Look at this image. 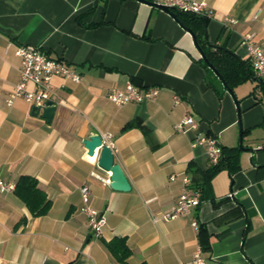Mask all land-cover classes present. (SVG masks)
Wrapping results in <instances>:
<instances>
[{
	"label": "crops",
	"instance_id": "1",
	"mask_svg": "<svg viewBox=\"0 0 264 264\" xmlns=\"http://www.w3.org/2000/svg\"><path fill=\"white\" fill-rule=\"evenodd\" d=\"M145 1L0 0V179L15 186L32 177L51 202L45 216L33 218L14 191L0 193V264H120L106 243L121 238L130 250L127 264H191L199 247L193 221L209 238L210 264H264V93L249 80L233 89L236 105L202 67L189 32ZM202 1L212 11L208 42L250 63V46L264 45V0ZM20 46L40 47L81 78H52L50 122L32 115L21 98L6 104L20 81ZM128 83L158 94L141 103L107 100ZM187 115L196 127L177 132ZM239 121L247 131L243 147L254 149L240 152V170L218 172L210 199L197 193L189 215L154 223L173 212L183 175L190 189L202 183L210 160L197 139L238 147ZM91 135L105 144L111 137L128 192L106 183L110 172L98 167V151L87 156L82 141ZM82 186L105 216L100 239L80 213Z\"/></svg>",
	"mask_w": 264,
	"mask_h": 264
},
{
	"label": "built area",
	"instance_id": "2",
	"mask_svg": "<svg viewBox=\"0 0 264 264\" xmlns=\"http://www.w3.org/2000/svg\"><path fill=\"white\" fill-rule=\"evenodd\" d=\"M153 4L167 7L171 11L177 10L183 13H190L200 17H211L212 11L208 8L204 1L199 0H152ZM226 23L234 24L230 19H225ZM16 55L20 60V81L17 83L13 91L6 99L7 106H10L17 98L23 99L27 104L33 107H44L47 102H52L51 80L55 76L68 79L74 83L80 81V76L70 70L67 65L60 61L47 56L40 47L20 46L17 48ZM249 58L254 78L264 86V45H251L249 48ZM31 85L33 89H28ZM158 94V90L150 88L140 90L131 83H128L123 91L110 92L107 100L115 105H124L128 103H141L144 100L154 99ZM175 104L179 102V98H174ZM196 127L193 118L189 115L185 116L182 121L175 125L177 132L183 133L188 129ZM106 144L108 147L113 146L111 137L106 136ZM197 143H204L208 147V155L210 164H216L221 156V147L217 140L211 137H202L197 139ZM174 179V177H171ZM183 189L178 196V201L173 212L163 215L162 217H154L153 222L160 220H170L179 216H187L192 208L199 205L198 195L189 188V179L183 175L181 178ZM106 183H110L107 179ZM15 186L6 183L0 179V193H11ZM80 196L82 206L80 213L83 214L88 221L91 234L94 238L100 239L103 236L106 226L105 216L95 210L90 205V190L87 186L80 188ZM231 196V195H230ZM192 227L198 231V224L193 221ZM191 264H206L200 247L197 248L193 255Z\"/></svg>",
	"mask_w": 264,
	"mask_h": 264
},
{
	"label": "trees",
	"instance_id": "3",
	"mask_svg": "<svg viewBox=\"0 0 264 264\" xmlns=\"http://www.w3.org/2000/svg\"><path fill=\"white\" fill-rule=\"evenodd\" d=\"M172 14L185 30L194 35L198 50L202 56L203 62L201 65L206 71H210L207 67V64H210L222 78L225 85L232 90L254 78L251 64L248 61H242L234 52L222 46L212 45L208 42L205 34L207 17H200L177 10H173ZM79 19L80 18H78V21ZM132 83H135V81L132 80ZM210 85L219 96L218 90L213 84ZM258 86L264 93V86L261 83H258ZM220 89H223L222 84H220ZM261 126H264V120ZM130 127H133L132 122L128 123L124 127V130ZM246 132V130L243 131V135H245ZM220 147L221 156L216 164H210L207 168L202 183L194 185L191 182V190L198 193L202 199H210L211 193H209V190L211 180L218 172L227 170L230 175H233L240 170L239 154L241 151L239 148ZM14 194L22 201L33 218L45 216L51 207L50 200L47 198L46 194L39 189L37 180L32 177L21 176L15 184ZM25 221V219L22 220V223ZM198 240L203 257L210 264L211 245L202 226H198ZM106 248L118 263L127 264L126 261L130 256V250L126 245L125 239H113L106 243Z\"/></svg>",
	"mask_w": 264,
	"mask_h": 264
},
{
	"label": "water",
	"instance_id": "4",
	"mask_svg": "<svg viewBox=\"0 0 264 264\" xmlns=\"http://www.w3.org/2000/svg\"><path fill=\"white\" fill-rule=\"evenodd\" d=\"M136 1L146 3L145 0H136ZM148 4L174 17V15L172 14V11L168 9L167 7H164L158 4H153V3H148ZM189 34L192 36L194 45L198 49L194 35L191 32H189ZM207 67L214 73V75L218 78V80L221 81L225 91L233 98L235 104L238 105V101L236 99V96L233 90L225 85V83L222 81V78L219 76V74L210 64H207ZM253 79L254 81H257L255 78ZM55 109L56 107L54 103L47 102L44 107H33L31 109V113L34 116L41 115L47 122H50L52 120ZM243 131L244 130L242 129L241 123L239 121L238 148L242 152H253L254 149L243 147ZM82 144L87 152L88 157L95 156L96 152L98 151L99 153L98 167L106 172H110V178H109L110 183L108 184L109 187L115 191L128 192L130 190V184L123 170L121 169V167L115 163L114 155H113L111 148L103 143L102 137L100 135H91L87 139H84L82 141Z\"/></svg>",
	"mask_w": 264,
	"mask_h": 264
}]
</instances>
